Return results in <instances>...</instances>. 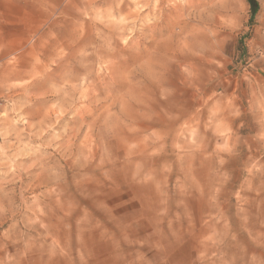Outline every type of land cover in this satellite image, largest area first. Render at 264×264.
I'll return each instance as SVG.
<instances>
[{"label":"rangeland","instance_id":"rangeland-1","mask_svg":"<svg viewBox=\"0 0 264 264\" xmlns=\"http://www.w3.org/2000/svg\"><path fill=\"white\" fill-rule=\"evenodd\" d=\"M198 1L0 0V180L20 176L0 198L35 201L25 239L43 245L25 264H152L177 217L208 234L264 223V113L246 111L255 85L233 67L234 46L264 36V0H240L215 55ZM37 160L48 186L25 171Z\"/></svg>","mask_w":264,"mask_h":264},{"label":"clouds","instance_id":"clouds-1","mask_svg":"<svg viewBox=\"0 0 264 264\" xmlns=\"http://www.w3.org/2000/svg\"><path fill=\"white\" fill-rule=\"evenodd\" d=\"M120 2L122 3L123 0ZM159 2L160 0H155V3ZM239 2L240 0H211L207 8L201 9V12L206 13L213 23V30L204 33L205 38L210 40L208 51L213 55L220 52V43L225 38V30L237 26L235 9ZM251 39L254 43L252 48L245 50L234 46L233 67L250 85H255L251 95L256 98V102L249 105L246 111L258 110L264 113V36L257 33ZM195 54L202 55L200 52ZM245 61L251 62L245 63ZM212 63L219 64L215 59ZM219 67L223 65L219 64ZM235 115L241 116L244 113L236 112ZM224 118L232 119V113L226 112ZM257 122L254 118L250 121L240 120L237 131L251 127ZM260 138L264 139V135ZM232 143L234 147L238 146L240 152H244L245 149L251 151V145L242 136L235 137ZM38 150L39 146L36 151ZM3 152L4 149L0 146V154ZM227 163L223 156L217 159V164L221 167ZM36 165H39L41 169L38 176L40 183L48 186L51 177L47 173L50 169L45 168L40 160L28 165L25 171ZM10 171L16 172L15 169ZM4 175L5 179L0 180V193L4 192L10 182L14 183L20 179L18 173L13 176L12 181L7 179V174ZM51 191L56 189L51 188ZM7 195L8 193H5V196ZM38 207L35 201L32 204L27 203L22 191L18 204L12 200L6 202L4 198H0V229H3L0 231V254H2L0 264H25L26 261L36 259L31 254L34 249L37 252L41 251L43 245L38 246L35 237H29L27 240L25 237L29 229H35L36 220L33 216L34 209ZM196 215V210L193 208V217ZM9 221H11L10 228H4ZM193 240L199 242L195 259L190 252V241ZM9 242L20 248L17 255L7 252ZM149 251L153 253L152 264H264V223L259 228H253L248 225L247 217H244L243 223L233 228L225 220L218 230L214 228L211 234H208L207 231L201 232L194 227L193 218H188L187 226H185V222L177 217V223L169 225L163 235L156 237Z\"/></svg>","mask_w":264,"mask_h":264},{"label":"crops","instance_id":"crops-1","mask_svg":"<svg viewBox=\"0 0 264 264\" xmlns=\"http://www.w3.org/2000/svg\"><path fill=\"white\" fill-rule=\"evenodd\" d=\"M259 17H260L258 19L259 27L262 28V29H264V11H263V13H261V15Z\"/></svg>","mask_w":264,"mask_h":264},{"label":"bare ground","instance_id":"bare-ground-1","mask_svg":"<svg viewBox=\"0 0 264 264\" xmlns=\"http://www.w3.org/2000/svg\"><path fill=\"white\" fill-rule=\"evenodd\" d=\"M192 1V4L194 5V6H197V5H200V2L198 1V2H195L194 0H191ZM184 9V7H179V9H178V11L179 10H183ZM178 14V13H177ZM208 30V29H207Z\"/></svg>","mask_w":264,"mask_h":264},{"label":"trees","instance_id":"trees-1","mask_svg":"<svg viewBox=\"0 0 264 264\" xmlns=\"http://www.w3.org/2000/svg\"><path fill=\"white\" fill-rule=\"evenodd\" d=\"M253 0H251V2H252ZM256 6H257V4H255ZM254 14H256V10H255V12H254Z\"/></svg>","mask_w":264,"mask_h":264}]
</instances>
